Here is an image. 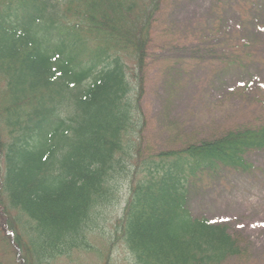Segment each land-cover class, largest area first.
Segmentation results:
<instances>
[{"label": "trees", "instance_id": "obj_1", "mask_svg": "<svg viewBox=\"0 0 264 264\" xmlns=\"http://www.w3.org/2000/svg\"><path fill=\"white\" fill-rule=\"evenodd\" d=\"M164 1L0 0V264L89 251L111 264L119 248L134 264L246 254L228 226L192 214L191 192L220 171H252L246 155L264 151V119L181 150L144 146L140 102ZM251 10L241 5L246 22ZM106 212L115 217L103 231Z\"/></svg>", "mask_w": 264, "mask_h": 264}, {"label": "rangeland", "instance_id": "obj_2", "mask_svg": "<svg viewBox=\"0 0 264 264\" xmlns=\"http://www.w3.org/2000/svg\"><path fill=\"white\" fill-rule=\"evenodd\" d=\"M246 2L254 17L247 22L241 15ZM154 22L153 63L140 102L146 117L144 146L156 152L181 150L229 128L263 122L264 0H165ZM243 44L246 51L237 50ZM251 52L254 56L248 58ZM232 54L242 59L238 69L222 65ZM246 156L254 167L251 173L223 170L215 181L193 185L191 192L192 214L228 226L246 252L224 264H264V151ZM119 196L128 198L126 188ZM118 208L121 216L124 204ZM105 216L103 231L115 217ZM101 240L93 242L94 251L103 250ZM113 254L111 264H134L123 249ZM74 256L60 264H101L90 251Z\"/></svg>", "mask_w": 264, "mask_h": 264}]
</instances>
